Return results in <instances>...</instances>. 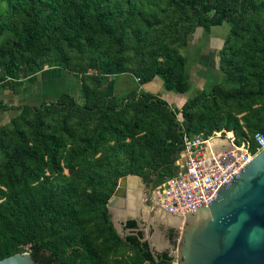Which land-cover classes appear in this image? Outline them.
<instances>
[{
	"label": "trees",
	"instance_id": "obj_1",
	"mask_svg": "<svg viewBox=\"0 0 264 264\" xmlns=\"http://www.w3.org/2000/svg\"><path fill=\"white\" fill-rule=\"evenodd\" d=\"M166 1L170 6L180 8L185 4L192 5L196 0ZM206 1L201 0L204 10L208 9ZM227 1L219 0L221 12L217 16L198 15L195 25L208 30L209 26L220 24L222 16L227 15L232 33L236 34L240 13L229 10ZM7 2L10 13L0 18V32L7 30L11 36L5 43L7 49L0 45L2 82L9 80L11 84H18L24 79L27 81L24 86H27L36 81V73L44 66L69 71L68 53L80 51V39L91 42L95 35H107L121 43L122 30L111 21L118 15V3L112 0ZM193 29V26L189 27L190 31ZM117 30L119 36L115 34ZM44 41L47 45L41 46ZM251 46L252 49L243 52L252 86L241 82L232 91L225 90L221 83H214L209 91L195 87V95L178 108H171L158 93L144 90L124 102L115 95H102L100 90L112 78L110 76L122 72L121 64L109 57L106 49L95 60L92 88L73 74L80 82L82 102L69 92L34 105L8 104L0 98V109L19 110L9 122L26 119L31 114L34 117L29 129L17 126L9 129L5 124L0 125V152L4 157L0 163V258L23 251L28 244L29 252L36 248L49 250L51 264H97L99 255L94 238L113 256L118 254L120 244H125L137 253L141 262L172 264L171 260L151 263L140 255L135 245L124 241L110 222L107 200L122 176L138 175L144 182L159 185L167 177L155 181L151 177L153 170L164 172L168 177L172 175L181 160L183 133H209L224 128L233 130L237 138L242 139L257 131L264 132V36L262 42L254 38ZM49 52H52L51 56H47ZM164 63L153 58L139 69L140 84L157 76L162 80L164 90L173 93L188 90L190 84L184 70L186 57L178 61L180 72L176 78L171 77L172 69L164 67ZM223 82L234 83L227 71L223 74ZM8 88L16 94L21 91V87ZM210 97L214 102L217 99L235 101L238 107L235 110L229 107L222 112L213 110L193 123L191 111ZM58 111L65 114L63 124L59 129H49L44 117ZM218 113L222 115L218 116ZM69 118L88 120L93 126L85 136H76L68 123ZM120 152L128 155L130 165L126 168L109 161L112 156L118 159ZM135 152L141 153V157L147 155L138 166H134ZM88 159L92 160L93 167L85 174L83 186L62 179L64 169L73 172L82 168V163ZM143 166L148 170L142 177ZM101 169L104 174L100 175ZM97 179L103 186L98 191L94 186ZM66 248H71V254L63 262L58 261V255ZM112 264L129 262L116 257Z\"/></svg>",
	"mask_w": 264,
	"mask_h": 264
},
{
	"label": "rangeland",
	"instance_id": "obj_2",
	"mask_svg": "<svg viewBox=\"0 0 264 264\" xmlns=\"http://www.w3.org/2000/svg\"><path fill=\"white\" fill-rule=\"evenodd\" d=\"M112 2L118 3V15L111 18V21L113 23L116 22L120 30H122L120 38L121 43H119L117 39L107 35H95L91 42L80 39V51H70L68 53L69 60L67 67L69 71L64 69V71H58V68H55L52 69V72H50L47 77V73L42 74V71L48 67L44 66L36 73V81L27 85V91L29 93V89L31 90L34 84L37 83L38 76L41 77L38 81L39 86L33 88L30 92V94L35 93L38 95L35 99L39 97H49L50 93H52L51 91H54L53 94H55L57 85H59V89L67 85H73L72 78H75L79 85L80 82L77 77H79L88 88H92L94 85L91 75L96 71L95 60L101 56L104 49L108 51L109 57L113 60H117L121 64L122 72L110 76L114 81H107L105 84H108V88L103 92L107 93L112 88H115V96H117L118 100L121 102L126 101L127 98L133 95H138L142 90L146 89V87L148 89L150 88V85H145V83L140 84L141 81L137 79V71L148 64L153 58L165 62L166 64L164 63V67H170L172 69L171 77L176 78L180 72V69L177 67L178 61L186 57L184 70L187 74V81L190 84V88L179 93H173L163 88L158 92L162 98L168 101L171 108H178L182 106L188 98L193 97L195 95V87L209 91L214 83H221L225 90L232 91L235 90L241 82L252 86L253 80L252 77L248 75V64L244 61L245 55L243 51L253 48L251 42L254 38L256 41L262 42L264 36L263 0L227 1L226 6L229 10L240 13L236 34L232 33L229 17L227 15L222 16L220 24L211 25L208 30H205L203 26L195 25L198 15L209 18L210 16H217L220 14L221 4L219 0H207L208 9L206 10H204L201 0H196L192 5L185 4L180 8L170 6L166 0H112ZM7 5H9L7 0H0V18L10 13ZM192 26L194 29L190 31L189 27ZM247 29L249 33H247ZM115 34L119 36V30H117ZM10 36L11 33L7 30L0 32V45H4L5 49H7L5 43ZM40 45L46 46L47 44L44 41ZM51 55L52 52L47 54V56ZM36 61H39L38 57H36ZM226 71L233 77L234 83L225 84L223 82V74ZM65 72L69 73L71 77H68V74ZM20 73H23V68ZM73 74H76L77 77ZM1 77L2 70L0 68V79ZM41 81H43L42 85L40 83ZM44 81L48 82L44 83ZM26 82L27 81L23 79L18 84H15V82L11 84L9 80L3 82L0 80V90L6 91L10 89L8 88L9 86H12L14 89L21 87L22 90ZM50 84L52 86H49ZM39 87L40 89H38ZM5 98L7 97L5 96ZM23 104L34 105L38 103H33L32 99L28 98ZM229 107L235 110L238 105L235 101L224 102L220 99L214 102L213 98L210 97L205 103L191 111L192 121L193 123L197 122L200 116L211 113L213 110L222 112ZM130 114H132V112ZM217 115H222V113H218ZM177 117H181L180 113H177ZM64 119V112L58 111L46 115L44 117V122L49 129H59ZM9 120L10 119L7 118L4 120L2 119L0 125L5 124L9 129L16 126L29 129L34 117L31 114L26 119H17L15 123L9 122ZM181 120L182 119H180L179 122H181ZM68 123L76 136L81 137L88 134L90 128L93 126L92 122L88 120L79 121L77 118H69ZM261 133L264 134L262 131ZM238 138L241 139L240 136H238ZM146 158L147 155L141 157V153L138 154L134 159V166L142 164ZM2 161H4V157L0 152V163ZM109 161L111 164H114V162L120 163L121 166L125 168L130 165L128 155L123 152L118 154V159L112 156ZM91 167H93L92 160L88 159L82 163V168L79 167L73 172L64 169L62 179L66 182L76 184L77 186H83L86 182L84 178L85 174L89 172ZM147 170L148 168H144L143 166L142 174L140 175L143 177V174ZM103 171V169L100 170V175L104 174ZM174 173L175 171L173 174ZM138 177L140 179L141 195L138 208L139 214L140 216L151 217L153 216L152 211H147L143 203V198L145 200L148 190L151 189L153 191L158 185H151L144 182L140 176ZM151 177L154 178L155 181L157 179L164 180L168 177V174L164 172L157 173L156 170H153ZM120 178L117 181V185ZM97 181L98 179L94 182L96 191L103 188ZM81 198L84 199V195H81ZM93 242L99 255L97 264H112L116 257L127 260L129 264H146L139 260L137 253L128 245L120 244L118 247V254L113 256L102 248L98 240H94L93 238ZM28 248L29 245L27 244L23 247V251L29 252ZM69 254H71V248L64 249L62 254L58 255V261L61 260V262H63ZM171 263L176 264L174 259L171 260Z\"/></svg>",
	"mask_w": 264,
	"mask_h": 264
},
{
	"label": "water",
	"instance_id": "obj_3",
	"mask_svg": "<svg viewBox=\"0 0 264 264\" xmlns=\"http://www.w3.org/2000/svg\"><path fill=\"white\" fill-rule=\"evenodd\" d=\"M117 187L107 202L110 222L149 262L264 264V147L218 187L207 207L193 212L173 214L157 207L151 210L153 216H140L139 177L125 175ZM51 261L49 250L37 248L0 258V264Z\"/></svg>",
	"mask_w": 264,
	"mask_h": 264
},
{
	"label": "built area",
	"instance_id": "obj_4",
	"mask_svg": "<svg viewBox=\"0 0 264 264\" xmlns=\"http://www.w3.org/2000/svg\"><path fill=\"white\" fill-rule=\"evenodd\" d=\"M263 147L264 134L259 131L241 140L233 130L224 128L183 133L181 160L175 173L155 190H148L144 206L148 212L161 207L173 214L207 207L216 198L218 187L228 183Z\"/></svg>",
	"mask_w": 264,
	"mask_h": 264
},
{
	"label": "crops",
	"instance_id": "obj_5",
	"mask_svg": "<svg viewBox=\"0 0 264 264\" xmlns=\"http://www.w3.org/2000/svg\"><path fill=\"white\" fill-rule=\"evenodd\" d=\"M52 69H55V68H49V67H46L43 71H42V74L43 73H47V77L49 76V73L52 72ZM64 71L63 69H58V71ZM66 74H68V77H71L69 75V73L65 72ZM41 74V75H42ZM65 75V74H64ZM157 77V76H155ZM154 77V78H155ZM41 77L38 76V81ZM73 79V85H67L66 87H63V88H60L59 89V85H57V90L55 92V94H53L54 91H51L52 93H50L49 97H39L37 99H35L38 95H36L35 93H32L30 94L31 90L33 88H37V86H39V83L37 81V83L34 84V87L31 88V90L29 89V93L27 91V86L23 87V89L21 90L20 93H14L13 90L11 89H8L6 91H2L0 90V98H2L4 101H6L8 104H13V105H21L23 103H25V101H27V99L31 98L33 103H39L41 101L46 100V101H51V100H55L61 93H63L64 91H70L71 94H73L75 97H77L78 101L79 102H82L83 101V97L81 95V92H80V87L78 85V82L75 78H72ZM110 82L114 81L113 78L109 80ZM124 81V80H123ZM43 81H41V85L43 84L42 83ZM48 82V81H47ZM44 81V83H47ZM52 83V82H51ZM58 83V82H57ZM145 85H150V88L148 89L146 87V89H144V91H148L150 93H153V94H157L159 92L160 89H162V83H161V80L157 77L155 79H152L151 81L145 83ZM49 86H52L51 84ZM143 86V85H142ZM114 87V86H113ZM53 88V87H52ZM51 88V89H52ZM108 88V84H105L103 86V88L100 90V93L104 96H111V95H115V88H112L110 91H108L107 93H104L103 91H105L106 89ZM40 89V87L38 88ZM70 89V90H69ZM148 89V90H147ZM40 91V90H38ZM69 92V93H70ZM28 93V94H27ZM40 93V92H39ZM30 94V95H29ZM5 96L7 98H5ZM8 99V100H7ZM19 112V110H15V109H9V110H5V109H0V119L4 120L5 118L7 119H10L11 117L15 116L17 113ZM0 120V121H1Z\"/></svg>",
	"mask_w": 264,
	"mask_h": 264
},
{
	"label": "bare ground",
	"instance_id": "obj_6",
	"mask_svg": "<svg viewBox=\"0 0 264 264\" xmlns=\"http://www.w3.org/2000/svg\"><path fill=\"white\" fill-rule=\"evenodd\" d=\"M118 188V187H117ZM117 190V189H116ZM140 199H141V195H140V198H139V201H140ZM138 208H139V202H138Z\"/></svg>",
	"mask_w": 264,
	"mask_h": 264
}]
</instances>
